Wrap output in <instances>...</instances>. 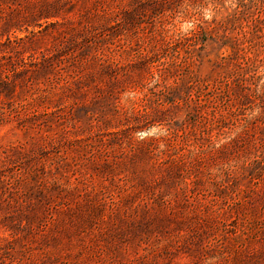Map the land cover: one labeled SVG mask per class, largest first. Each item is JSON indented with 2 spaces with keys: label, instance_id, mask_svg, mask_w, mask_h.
Segmentation results:
<instances>
[{
  "label": "rangeland",
  "instance_id": "374dc122",
  "mask_svg": "<svg viewBox=\"0 0 264 264\" xmlns=\"http://www.w3.org/2000/svg\"><path fill=\"white\" fill-rule=\"evenodd\" d=\"M0 264H264V0H0Z\"/></svg>",
  "mask_w": 264,
  "mask_h": 264
}]
</instances>
